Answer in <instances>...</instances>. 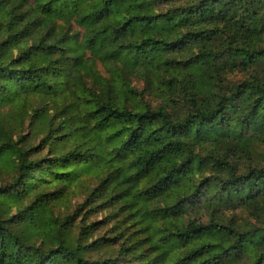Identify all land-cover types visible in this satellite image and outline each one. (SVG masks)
<instances>
[{"label": "trees", "instance_id": "trees-1", "mask_svg": "<svg viewBox=\"0 0 264 264\" xmlns=\"http://www.w3.org/2000/svg\"><path fill=\"white\" fill-rule=\"evenodd\" d=\"M162 2L173 1L0 0V110L10 107L0 120V159L15 167L11 182L0 185V264H166L168 250L184 248L175 264H232L247 254L256 255L251 264H264V227L250 233L221 221H179L207 197L213 208L264 211V165L239 174L230 161L264 141V0H199L167 10ZM99 63L122 82L124 70L141 68L168 87L181 84L191 111L175 120L163 107L123 106L116 80L96 93L88 83ZM233 69L255 75L225 92L222 73ZM58 95L73 103L50 109L47 98ZM84 99L91 106L85 114ZM105 131L116 140L113 151L132 159L103 170L77 211L57 216L52 203L61 191L45 190V177L65 185L81 165L90 173L105 151ZM205 141L225 151L203 157L195 146ZM209 166L219 183L194 184ZM86 211L109 212L112 235L93 241L105 223L87 215L74 235ZM158 214L173 218L160 238L152 232ZM106 244H120L116 257L88 258Z\"/></svg>", "mask_w": 264, "mask_h": 264}, {"label": "rangeland", "instance_id": "rangeland-1", "mask_svg": "<svg viewBox=\"0 0 264 264\" xmlns=\"http://www.w3.org/2000/svg\"><path fill=\"white\" fill-rule=\"evenodd\" d=\"M33 1V0H31ZM173 2L169 5L161 3L164 5L165 10L173 9L174 7L196 4L199 0H172ZM147 26L152 29L154 27L153 22H147ZM225 34V33H224ZM225 41V36L218 39L216 44L222 45ZM264 46V44H263ZM183 57L179 59L182 61ZM116 66L122 69V65L119 62ZM264 74V72H262ZM255 75V71L248 70L244 71L241 69H233L227 72L222 73L223 78V91L230 90L233 86L239 85L245 80L251 78ZM123 82L120 79H117L116 76L109 71V69L103 64H98L97 66V75L93 79V82L88 83L89 87H93V90L96 93H104L106 87L110 85L109 81L116 80L117 84L115 91L121 97V101L124 102L123 106L129 108L143 111L146 108L158 109L165 108L167 109L175 120L183 119L191 111L188 101L185 100V91L181 84H177L174 87H168L163 83L161 79H158V76L151 74L150 72L141 71V68L138 70H124L123 71ZM169 79V78H168ZM112 84V83H111ZM134 91V94L128 95L127 98L123 96L122 93H128L129 91ZM126 95V94H125ZM34 98L32 101L34 102ZM49 107L50 109L55 110L56 107L67 106L73 103L72 99L66 95H58L56 97V102H53L50 98ZM44 101V100H41ZM83 106L81 112L85 114V111L91 106L88 104L86 99L82 102ZM10 107H3L0 110V120H4L8 115ZM15 122L19 117V111H15L13 116ZM85 121L80 123L79 126L83 127ZM27 133V130H25ZM14 134L17 136V132ZM105 151L100 153L99 157L94 160V167L90 173L84 171L83 166H79L78 175H76L71 182H66L65 185H59V182L55 177H45L44 181H47L44 189L48 191H55L60 189L61 194L57 200L52 203L53 210L55 214L59 217H65L67 215L73 214L77 211L79 205L83 204L90 196L91 191L100 185L99 176L101 172L107 169L109 166L118 165L125 167V165L132 159L130 154L122 152L118 154L113 151V146L116 143V140L113 139L110 141L109 136L110 132L105 131L102 134ZM195 146L197 153L201 156L206 157L210 153H215L218 155L223 154L225 151V145L222 143H216L213 141H205L202 143H197ZM47 155V152L44 153V156ZM230 161L237 166L239 174H243L252 167L264 165V141H258L254 147L244 150L242 152H234L230 154ZM14 165L10 164L5 158L0 159V185H5L8 182H11V179L15 175ZM223 177V176H221ZM209 179L212 182L219 183V173L211 166L197 171L192 179L194 184L199 185L201 181ZM147 183L144 182L141 187L146 189ZM217 192V191H216ZM217 194V193H216ZM208 198V197H207ZM207 198H203L202 201L195 206L189 207L186 212L179 214L181 216L179 221H192L198 220L201 223L207 224L215 220L218 222H223L225 225H230L235 227L238 231H248L253 232L260 227H264V211L255 210L252 207L246 206L245 204H230L228 206H217L211 207L206 204ZM152 210L159 209L157 204L151 206ZM109 212L105 211L103 213H90L85 212V214H80L79 219L74 225V235H77L80 230V221L88 216L89 222H99L105 223L101 226L100 230L95 233L93 236V241L96 239H104L112 235L114 223H106L109 221L105 220V217ZM127 215V213H124ZM160 214L157 215V220L152 224V232L155 234L156 238H160L162 235L166 234L167 227H170V221L173 219L169 217L166 222L162 218H159ZM139 229V228H138ZM137 229V230H138ZM156 241V240H155ZM91 242L89 240L87 243ZM158 245H149V250L158 252ZM120 250V244L113 246L112 244H106V246L100 247L95 252H91L88 255V258L92 260H98L99 258L105 259L110 257H116L118 251ZM188 248L184 249H174L167 251V263L166 264H175L176 259L182 256ZM256 255L247 254L243 259L240 257L236 263L232 264H251L255 260ZM122 261V260H121ZM120 261V262H121ZM123 263V262H122ZM124 264V263H123Z\"/></svg>", "mask_w": 264, "mask_h": 264}]
</instances>
